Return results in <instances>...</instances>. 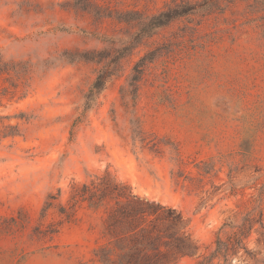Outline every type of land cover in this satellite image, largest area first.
Listing matches in <instances>:
<instances>
[{
	"label": "rangeland",
	"instance_id": "obj_1",
	"mask_svg": "<svg viewBox=\"0 0 264 264\" xmlns=\"http://www.w3.org/2000/svg\"><path fill=\"white\" fill-rule=\"evenodd\" d=\"M181 1L0 0V55L18 72L0 75V264H99L102 211L59 208L105 173L183 213L197 251L177 264L208 258L247 214L251 255L231 264H264V9L234 0L121 50Z\"/></svg>",
	"mask_w": 264,
	"mask_h": 264
},
{
	"label": "trees",
	"instance_id": "obj_2",
	"mask_svg": "<svg viewBox=\"0 0 264 264\" xmlns=\"http://www.w3.org/2000/svg\"><path fill=\"white\" fill-rule=\"evenodd\" d=\"M233 2L234 0H201L192 4L182 0L173 8L152 16L148 21L140 19L138 32L121 50L124 52L131 50L143 38L151 36L153 31L166 27L180 18L224 10ZM253 7L264 9V0H254ZM82 56L80 57L84 58ZM120 58L121 55L114 59L113 63H107L97 73L85 96L84 110L90 109L105 88L107 81L117 70L115 60L117 62ZM145 60L146 58H143L134 68L135 74L130 81L134 93L137 91L141 75L138 68ZM16 68L17 65L4 61L0 55V75L18 73ZM83 203L93 212L102 211L104 216L102 222L104 244L95 252L99 264H177L180 259L192 256L197 251L189 232L188 220L180 210L134 194L127 184L119 182L108 173L94 175L89 182L74 187L68 211L64 207H60L59 211L69 220L76 207ZM49 206L51 205L47 204L43 211L45 212ZM252 226L253 219L247 214L243 224L230 226L236 230L224 241L218 238L212 254L198 264H210L214 258H222L231 264V258L236 256L239 250H244V253L250 256L243 241L248 237Z\"/></svg>",
	"mask_w": 264,
	"mask_h": 264
}]
</instances>
